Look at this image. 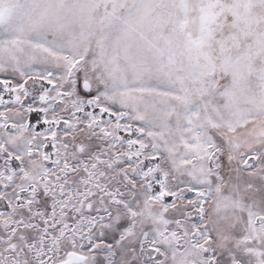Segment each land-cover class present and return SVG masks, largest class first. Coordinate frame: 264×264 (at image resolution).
I'll return each instance as SVG.
<instances>
[{
    "label": "snow or ice",
    "instance_id": "6c2138e0",
    "mask_svg": "<svg viewBox=\"0 0 264 264\" xmlns=\"http://www.w3.org/2000/svg\"><path fill=\"white\" fill-rule=\"evenodd\" d=\"M0 264H264V0H0Z\"/></svg>",
    "mask_w": 264,
    "mask_h": 264
}]
</instances>
